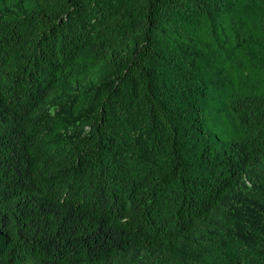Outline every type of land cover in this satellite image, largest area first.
I'll use <instances>...</instances> for the list:
<instances>
[{"label":"trees","instance_id":"obj_1","mask_svg":"<svg viewBox=\"0 0 264 264\" xmlns=\"http://www.w3.org/2000/svg\"><path fill=\"white\" fill-rule=\"evenodd\" d=\"M0 264H264V0H0Z\"/></svg>","mask_w":264,"mask_h":264}]
</instances>
